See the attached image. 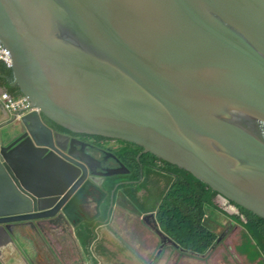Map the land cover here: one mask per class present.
Masks as SVG:
<instances>
[{
	"label": "water",
	"instance_id": "95a60500",
	"mask_svg": "<svg viewBox=\"0 0 264 264\" xmlns=\"http://www.w3.org/2000/svg\"><path fill=\"white\" fill-rule=\"evenodd\" d=\"M0 40L35 109L3 128L1 242L28 250L14 233L40 235L39 219L67 215L110 175L43 117L134 143L264 218V142L242 121L264 122V0H0ZM26 149L64 184L29 188L12 159Z\"/></svg>",
	"mask_w": 264,
	"mask_h": 264
},
{
	"label": "crops",
	"instance_id": "0c3cea01",
	"mask_svg": "<svg viewBox=\"0 0 264 264\" xmlns=\"http://www.w3.org/2000/svg\"><path fill=\"white\" fill-rule=\"evenodd\" d=\"M5 91L12 92L9 83L0 80V94ZM13 115L0 102V148L14 140V135L6 134L3 129L15 121ZM12 159L28 187L33 190L53 189L63 184L64 178L41 151L26 149L14 154ZM154 166V171L161 173L155 162ZM126 179L129 178L103 179L102 192L107 195L97 217L95 207L82 212L78 204L72 205L70 209L77 216L75 222L68 226L49 224L55 233H49L48 228H44L40 235L32 236L28 227L13 234L21 246L31 243L28 250L14 242H7V238L0 241V264H48L56 260L66 264H140L141 255L144 260H161V236L156 233L155 219L151 218V213L157 212L159 207L148 208L146 204L152 198V194L148 195L150 191H146L140 183H125ZM4 182L5 179L0 184V195L4 190L10 191L1 187ZM118 184L121 185L114 193L115 201L111 205V191ZM169 186L170 183L167 184ZM146 217H150V223L145 222ZM71 228L72 234H63L70 232ZM91 260L93 263H89Z\"/></svg>",
	"mask_w": 264,
	"mask_h": 264
},
{
	"label": "trees",
	"instance_id": "16d2710c",
	"mask_svg": "<svg viewBox=\"0 0 264 264\" xmlns=\"http://www.w3.org/2000/svg\"><path fill=\"white\" fill-rule=\"evenodd\" d=\"M0 80L9 83L11 94L23 97L19 87H12L14 73L12 69L0 64ZM47 124L64 129L51 120L43 117ZM163 161V160H162ZM169 170L175 173L172 184L166 191V198L158 211V219L162 230L180 245V249L195 256L209 253L217 240L216 225H223L225 211L214 204L216 192L204 182L197 179L189 171L163 161ZM139 171L133 172L132 179L138 178ZM116 192V191H115ZM134 196V193H131ZM241 207L248 221L242 222L238 215H230L240 220L244 227V242L239 251L246 255L249 262L264 264V218ZM222 214V215H221Z\"/></svg>",
	"mask_w": 264,
	"mask_h": 264
},
{
	"label": "flooded vegetation",
	"instance_id": "af4514ba",
	"mask_svg": "<svg viewBox=\"0 0 264 264\" xmlns=\"http://www.w3.org/2000/svg\"><path fill=\"white\" fill-rule=\"evenodd\" d=\"M238 114V113H237ZM251 118H242V121L247 124V126L250 127V130L259 136L261 140L264 142V122L260 121L259 119H254V121H250ZM61 132L65 133L63 136V142H66L68 140L67 135L70 137V140H76L77 143L79 144L78 148L79 149H84L88 152L91 153V155L97 160L101 161L103 163V166L100 167L99 162L92 161V169L94 173H101L104 175H108L107 179L109 178H118V177H127L129 179H132L131 177L133 176V172L138 170L139 175L138 178L129 180L126 179L124 182L125 183H130V182H135V183H143V176L146 173H151L154 171V162L156 164V167L159 169L161 172L159 175L167 179V184L172 180V178L175 176V173L171 170H169L168 166L163 163L162 160L157 159V157L154 154L150 153H145L143 148L140 146L134 144V143H129L126 141L119 140V138H112V137H106V136H101V135H92V134H85V133H79V132H74L68 129H60ZM69 144V143H68ZM46 156V155H45ZM51 165L54 166L56 169V163L54 161H50ZM167 163V162H166ZM169 164V163H168ZM113 173V174H112ZM162 174V175H161ZM69 181L68 179H66ZM64 184V180H63ZM121 184H119L120 186ZM60 186H62L60 184ZM118 186V187H119ZM117 187V188H118ZM117 190V189H116ZM115 189L111 191L110 195V204L113 205L115 199H114V193L116 191ZM88 190H84L80 196L77 198V203L80 206V209L82 212H88L89 209H92L95 207V209L98 211V207L103 203L104 198L106 197L107 194H104L102 190L98 189H91L90 195ZM148 191V190H146ZM145 192V191H143ZM149 192V191H148ZM148 195H151V192H149ZM166 198V197H165ZM217 198V200H216ZM222 198L225 200V205L229 207V212H233L232 214H236L239 217L241 216L242 218H245V221L241 219L242 222H247L248 218L247 216L241 211V207L234 202L230 201L223 195L219 194L216 192L215 197L213 199L214 204H216L220 209L219 199ZM165 200V199H164ZM163 200V202H164ZM216 200V202H215ZM162 202V203H163ZM161 203V205H162ZM160 205V208H161ZM223 210V209H222ZM225 210V209H224ZM231 210V211H230ZM227 210H225L226 212ZM228 212V211H227ZM226 212V213H227ZM228 212V213H229ZM236 212V213H234ZM60 213V212H59ZM57 213L56 215L49 216L47 218H41L39 219L40 222H44L47 225L48 232L49 233H55L53 232V227L49 228V224H58L62 226H68L71 225L72 223L75 222V214L71 209H69V212L67 215L59 214ZM226 217H231L230 214H228ZM150 216V215H148ZM151 218L155 219L156 221V233L159 235L160 230H161V224L159 222L158 216L157 218L154 216V214H151ZM233 218V217H231ZM146 223H150V217L145 218ZM235 219V218H233ZM242 223L240 220L235 219ZM243 225V223H242ZM219 226L223 225H216L215 230L217 231V228ZM244 226V225H243ZM228 231V230H227ZM227 231L221 236V240H223L225 234ZM73 230L71 228L70 232H66L63 234H72ZM57 235H60L61 233H56ZM170 241H173V239H169ZM66 264L62 262L61 260H57V262L53 263H48V264Z\"/></svg>",
	"mask_w": 264,
	"mask_h": 264
},
{
	"label": "rangeland",
	"instance_id": "374dc122",
	"mask_svg": "<svg viewBox=\"0 0 264 264\" xmlns=\"http://www.w3.org/2000/svg\"><path fill=\"white\" fill-rule=\"evenodd\" d=\"M159 174L160 173L157 171H153L151 173H146L143 176L142 185L145 190L150 191L152 194L151 200L146 204L148 208H158L166 197L167 179ZM119 178L124 179L126 177L122 176ZM171 182L172 180L169 183L171 184ZM168 188L169 187H167V189ZM217 204L220 205L223 210L225 209L229 212V207L225 205V200L220 198L219 203ZM232 213L233 212L230 214L229 212L228 214L236 215ZM241 219L245 221V218L241 217ZM226 231L227 233L223 240L216 243L214 248L206 255L195 256L192 253L181 250L180 245L175 241L167 242L162 240L159 250L161 251V256L163 258H161V260L151 259L146 261L144 260V256L141 255L140 264H258V262H249L246 255L239 251V247L245 240V231L242 223L231 217H225L224 225L219 226L216 232L219 238H221ZM84 249L88 248H83V250ZM169 253H172V255L165 257ZM173 253L178 254V256L173 255ZM89 263H93V261L91 260Z\"/></svg>",
	"mask_w": 264,
	"mask_h": 264
},
{
	"label": "built area",
	"instance_id": "2783aa9c",
	"mask_svg": "<svg viewBox=\"0 0 264 264\" xmlns=\"http://www.w3.org/2000/svg\"><path fill=\"white\" fill-rule=\"evenodd\" d=\"M0 64H4L10 69H12L13 67V59L11 52L1 40ZM0 102L9 112L14 114V117H16V115L24 116L25 114L35 110L28 97L23 96L21 98H17L16 95L11 94L9 92H3L0 94Z\"/></svg>",
	"mask_w": 264,
	"mask_h": 264
},
{
	"label": "clouds",
	"instance_id": "9594fccd",
	"mask_svg": "<svg viewBox=\"0 0 264 264\" xmlns=\"http://www.w3.org/2000/svg\"><path fill=\"white\" fill-rule=\"evenodd\" d=\"M6 92V91H5ZM6 109V108H5ZM7 110V109H6ZM11 113V112H10ZM14 116V115H13ZM158 159V158H157ZM173 180V179H172ZM171 184H172V182H171ZM170 184V185H171ZM207 185V184H206ZM209 187V186H208ZM211 188V187H210ZM212 189V188H211ZM213 190V189H212ZM167 197V196H166ZM161 205V204H160ZM159 209H160V206H159V208H158V211H159ZM222 209V208H221ZM158 211L157 212H155V213H151V214H154V216L157 218V216H158ZM224 211V210H223ZM148 215H150V214H148ZM147 215V216H148ZM257 215V214H256ZM224 222H225V220H224ZM223 225H224V223H223ZM244 231H245V227H244ZM246 232V231H245ZM159 235L161 236V241L162 240H164V241H169V242H171L169 239H171V238H169L166 234H165V232L162 230V228H161V230H160V233H159ZM218 235V234H217ZM219 240V236H218V238H217V240H216V242H215V245H216V243H219V242H217ZM214 245V246H215ZM214 246L210 249V250H212L213 248H214ZM160 251V250H159ZM172 255V253H169V254H167L165 257H167V256H171ZM173 255H175V256H178V254H175V253H173ZM161 258H163L162 256H161ZM152 260H154V259H152ZM146 261H149V260H146ZM61 264V263H60Z\"/></svg>",
	"mask_w": 264,
	"mask_h": 264
}]
</instances>
